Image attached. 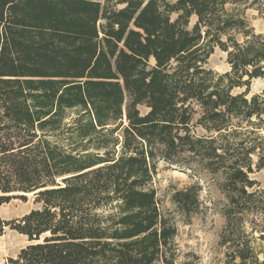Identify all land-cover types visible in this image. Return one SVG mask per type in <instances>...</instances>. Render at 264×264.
Instances as JSON below:
<instances>
[{"label":"trees","instance_id":"1","mask_svg":"<svg viewBox=\"0 0 264 264\" xmlns=\"http://www.w3.org/2000/svg\"><path fill=\"white\" fill-rule=\"evenodd\" d=\"M253 8L264 19V0H0V206L41 204L0 218V235L29 241L9 264H177V225L147 185L157 160L184 153L220 178L224 264H264ZM216 47L230 72L207 67ZM199 191L173 194L180 212Z\"/></svg>","mask_w":264,"mask_h":264},{"label":"rangeland","instance_id":"2","mask_svg":"<svg viewBox=\"0 0 264 264\" xmlns=\"http://www.w3.org/2000/svg\"><path fill=\"white\" fill-rule=\"evenodd\" d=\"M247 17L256 33L264 32V19L260 17L256 9H248ZM196 18L192 19L191 25ZM242 40V37H239ZM228 53L220 47L208 60L207 67L213 71L224 74L231 71L227 61ZM246 86L234 89L233 93L238 94L246 90ZM264 79H253L249 86V97L262 93ZM141 113L147 108L139 107ZM124 125H127L126 106H124ZM197 135H208L202 127L195 128ZM264 137V126L262 128ZM119 134H116L117 136ZM118 150H120L118 148ZM191 154L184 153L176 155L175 160L179 163L168 164L163 160H157L156 172L147 188L157 192L161 210L164 214L173 219L178 228L175 238L177 247V264H224V254L219 247L220 235L225 225L223 207L227 203L225 195L219 188L220 178L206 169L202 163L193 159ZM254 160L257 156L254 155ZM181 171L184 176H174L173 172ZM252 179L258 181L264 187V170L251 174ZM57 182H62L57 179ZM196 185L199 187V199L201 205L196 212L188 215L180 212L178 205L173 201L172 196L177 191ZM26 198L12 199L0 206V218L12 220L21 218L34 209L41 208V204L35 202V195L25 194ZM29 244L28 238L20 236L17 231L6 227L3 235H0V264H9L10 258H17L20 250Z\"/></svg>","mask_w":264,"mask_h":264},{"label":"bare ground","instance_id":"3","mask_svg":"<svg viewBox=\"0 0 264 264\" xmlns=\"http://www.w3.org/2000/svg\"><path fill=\"white\" fill-rule=\"evenodd\" d=\"M173 175L174 176H184L185 174L183 172H181V171H175V172H173Z\"/></svg>","mask_w":264,"mask_h":264}]
</instances>
